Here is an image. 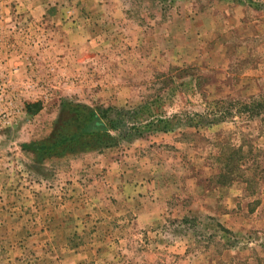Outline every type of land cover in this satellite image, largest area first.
Here are the masks:
<instances>
[{"label":"rangeland","instance_id":"374dc122","mask_svg":"<svg viewBox=\"0 0 264 264\" xmlns=\"http://www.w3.org/2000/svg\"><path fill=\"white\" fill-rule=\"evenodd\" d=\"M0 264H264V0H0Z\"/></svg>","mask_w":264,"mask_h":264},{"label":"trees","instance_id":"16d2710c","mask_svg":"<svg viewBox=\"0 0 264 264\" xmlns=\"http://www.w3.org/2000/svg\"><path fill=\"white\" fill-rule=\"evenodd\" d=\"M67 107L66 118L57 128L54 137L43 144L41 156L51 153L64 155L68 152H77L86 147H110L117 143V138L110 133V122L105 123L99 114L86 107ZM42 107L41 102L28 103L27 112L36 114ZM98 117V118H97Z\"/></svg>","mask_w":264,"mask_h":264}]
</instances>
